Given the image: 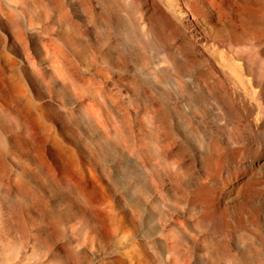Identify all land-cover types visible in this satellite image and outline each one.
I'll return each instance as SVG.
<instances>
[{"label": "bare ground", "instance_id": "obj_1", "mask_svg": "<svg viewBox=\"0 0 264 264\" xmlns=\"http://www.w3.org/2000/svg\"><path fill=\"white\" fill-rule=\"evenodd\" d=\"M193 1L206 12L184 2L183 22L209 55L156 47L146 13L130 17L135 0H0V264H264L260 165L238 167L226 194L188 185L184 168L189 145L212 175L244 144L264 154V0ZM229 11L240 31L224 30ZM128 57L122 89L111 74ZM15 118L38 127L49 144L33 151H54L70 175L16 152ZM56 123L77 124L92 149ZM231 210L233 224H218Z\"/></svg>", "mask_w": 264, "mask_h": 264}, {"label": "rangeland", "instance_id": "obj_2", "mask_svg": "<svg viewBox=\"0 0 264 264\" xmlns=\"http://www.w3.org/2000/svg\"><path fill=\"white\" fill-rule=\"evenodd\" d=\"M184 2L186 3V0H135L132 11H130L129 14L130 17L133 18L135 15H143L144 13H146L148 34L150 39L153 40L156 47L165 46L169 50H175L176 48H179L180 51H183L190 50L193 46V48L198 51L205 52L207 50L208 52H206V55H209L210 50L208 49H210L211 46L209 44L204 45V43L196 42L193 35L191 34L190 29L183 22L190 17L187 9L183 6ZM189 2H191V0H188L186 4H188ZM220 2H224L225 5V0H217L218 4ZM190 5L199 8L200 13L205 14V8L197 5L196 1L192 0ZM77 9L79 10L80 7H78ZM226 16L230 21L228 27H225L224 30L234 29L236 31H240L242 29L238 19V15L236 13L229 11V14L226 13ZM132 65L133 63L131 62V58L128 57L127 68L125 69V71L122 74H117L116 72L111 74V81L114 83H117V80H120L119 77H122L121 85L120 83L117 84L119 88L125 89L129 84L132 83L133 76L130 73ZM29 122L21 118L13 119L12 127L14 130V134L19 136L23 141L22 144L16 143V152H19L20 148H25L29 152L28 157L30 155L36 156L38 162H41V160L45 159L52 160L56 163L58 170H62L65 175H70L71 171L67 165V161L56 154L54 151L50 150V154L43 156H40L38 153L33 151L41 146H47L49 143L45 141V137L40 132L38 127L34 126L30 122L32 124L31 125ZM53 125L62 135L67 137L71 136L73 142H75V144L79 145L81 148L86 149L90 147V149H92L93 142H91L90 139L84 134V131L82 129L76 128L77 124H72L71 126L63 124L62 128L57 123L56 125ZM192 147V145H189L184 154V168L187 173L188 185H192V183L196 181V179L201 178L206 185L216 186V193L226 194L225 186L233 178L232 175L238 167L248 166V164H256L257 166L260 165L259 167L262 168L260 170L264 173V154L262 156H259L262 151L260 149H256V147L253 145L251 146L249 144H244L239 149L240 155L234 159H217L216 169L213 175L209 174V172L206 173L204 170H201V162L196 159V151H194ZM93 148L96 150L94 154H96L97 157L101 159H107L110 161L115 160L116 158L115 155L107 154L105 149H99V145L93 146ZM252 152H257V156H253ZM24 157L25 156L23 155L21 161L25 160ZM116 168L118 170V175H121L122 169L119 167ZM253 185V191H251L253 201L264 206V180H260L258 183H255ZM1 191L5 192V188H2ZM72 191L76 192L77 190L73 187ZM110 191L112 195L118 198L121 203L120 196H122V188L118 187L117 189H114L111 186ZM174 193L177 192L174 191ZM248 216H250V214L247 211L241 214L240 224L237 225V229H239L237 233H245V228L250 226ZM232 222L233 213L231 210L226 215L225 219L222 222H218V224L227 226L229 224H233ZM256 227L259 233L264 238V218L262 212H260V219L256 223ZM228 230V228H225L223 229L222 233L225 234L228 232ZM231 237L232 242H234L236 240V236L232 234Z\"/></svg>", "mask_w": 264, "mask_h": 264}]
</instances>
